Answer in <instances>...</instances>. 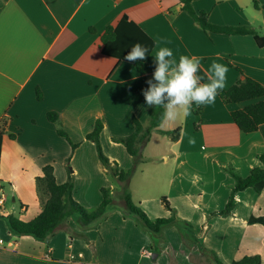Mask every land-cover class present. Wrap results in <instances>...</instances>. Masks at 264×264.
<instances>
[{
	"label": "crops",
	"instance_id": "obj_1",
	"mask_svg": "<svg viewBox=\"0 0 264 264\" xmlns=\"http://www.w3.org/2000/svg\"><path fill=\"white\" fill-rule=\"evenodd\" d=\"M194 7L206 12L212 24L253 29L264 38V0H198ZM124 17L155 43L147 74L101 51L106 28L116 27ZM160 47L172 49L177 60L180 55L199 58L202 76L213 61L226 65L227 84L214 104L202 106L199 116L191 109L186 117L163 122L162 130L181 128L180 139L174 142L154 132L128 187L134 203L136 193L140 194L136 202L151 219L171 217L162 203L166 198L178 218L210 224L212 209L206 197L217 179L205 176L207 164L221 167L222 158L228 157L249 175L261 166L258 156L264 154V125L245 134L232 118L234 111L253 101L225 104L221 99L244 76L264 85V46L256 37L205 33L182 11L179 0H0V182L8 187L2 196L6 199L9 193L21 207L31 205L32 212L24 214V207L19 217L34 219L42 211L36 178L45 166L54 168L58 184L66 183L73 173L74 199L90 209L101 204L102 188L119 196L105 221L82 230L69 219L46 241L16 237L0 218V264H216L205 249L215 252L223 264L255 255L264 264V225L250 222L264 217V191L244 202L250 212L238 222L241 230L215 228L195 235L191 230L166 228L151 235L133 217L124 216L122 184L110 181L95 145L86 140L100 119L105 155L122 170L133 167V158L113 138L132 134L134 117L148 124L151 108L142 90L135 92L132 86L147 87L154 68L152 55ZM38 89L42 100L37 98ZM50 112L60 114L63 129L79 144L77 149L58 135L57 125L48 120ZM136 178L143 191L132 187ZM115 204L119 209H112Z\"/></svg>",
	"mask_w": 264,
	"mask_h": 264
},
{
	"label": "trees",
	"instance_id": "obj_2",
	"mask_svg": "<svg viewBox=\"0 0 264 264\" xmlns=\"http://www.w3.org/2000/svg\"><path fill=\"white\" fill-rule=\"evenodd\" d=\"M179 1L182 11L196 21L205 33L242 36L254 35L259 46H264V38H259L253 29L212 24L209 21L206 12H198L195 9L194 2L198 0ZM90 31L92 33L96 32L93 28H91ZM136 42L147 45L150 50L149 55L155 46L154 41L148 38L136 24L128 21L127 17H124L116 27L108 26L106 28L102 36L100 47L104 55L125 61L124 56L130 51L131 46ZM147 60H138L132 62V64L136 66L141 74H147L149 72ZM239 72L244 76L242 71L239 70ZM144 86L145 83L135 84L132 86V89L135 92H139ZM37 98L38 100H42V93L39 89L37 90ZM221 99L225 104H240L253 101L246 107L232 113L234 123L243 133H255L262 125H264V85L260 82L244 76L238 79L228 91L223 93ZM202 111V106L197 107L195 104L192 105V112H194L195 115L199 116ZM162 113V108H151L148 113L147 125L134 117V132L128 136L113 138V141L123 145L128 154L133 158L134 165L129 170L120 169L117 163H112L105 155L101 141L104 123L100 119L96 121L92 132L86 136V140L95 145L99 160L108 171L109 176L122 184L121 198L125 206L124 216L138 218L142 222V224H140L142 229L151 235L160 234L165 227L176 223L178 217L174 214L170 218L151 219L134 203L128 184L136 173L138 167L144 162L143 151L150 142L154 132L167 136L174 142H177L180 139L182 132L181 128L171 131L161 129L164 122V120H162ZM47 116L51 123L57 125L58 135L65 138L74 150L77 149L79 144L73 143L69 135L63 129L60 121V114L58 112H50ZM9 137L12 140L16 139V135L14 134H10ZM2 141L3 132L0 131V158ZM258 159L261 166L252 169L247 177H242L234 172L233 169H230L235 183L231 188L230 197L225 208L220 212L221 215L230 216L234 212L236 209V197L239 194L244 193L248 189H253L257 194H261L264 191V154L259 155ZM223 166L225 168V164H223ZM75 189L76 182L73 173H69L66 183L58 184L54 174V168L52 166H45L43 168V175L36 178L37 196L42 206L41 213L31 221H24L14 214H4L0 208V218L6 222L12 235L16 237L30 236L38 241H46L69 219H74L82 230H87L106 218L107 211L114 202L113 190L110 188H102L101 204L96 209L88 211L74 199ZM3 190L4 186L2 182H0V199ZM162 203L168 210H173L166 198L162 199ZM250 222L264 225V217H253ZM205 231L207 230H204V232ZM76 236L88 240L84 234H78ZM202 249H204L203 246ZM205 252L212 256L216 264H223L215 252L208 249H205ZM231 264H262V258L260 255L245 256Z\"/></svg>",
	"mask_w": 264,
	"mask_h": 264
},
{
	"label": "clouds",
	"instance_id": "obj_3",
	"mask_svg": "<svg viewBox=\"0 0 264 264\" xmlns=\"http://www.w3.org/2000/svg\"><path fill=\"white\" fill-rule=\"evenodd\" d=\"M149 47L136 42L124 56L132 63L148 59ZM153 57V72L142 89L148 108H162V120L175 122L181 115L190 114L192 105H212L226 87L228 67L213 61L204 76L197 57L180 55L177 60L172 49L160 47ZM206 76V80H205Z\"/></svg>",
	"mask_w": 264,
	"mask_h": 264
},
{
	"label": "rangeland",
	"instance_id": "obj_4",
	"mask_svg": "<svg viewBox=\"0 0 264 264\" xmlns=\"http://www.w3.org/2000/svg\"><path fill=\"white\" fill-rule=\"evenodd\" d=\"M155 141H153V144L151 145L153 147ZM150 146V150L152 149V147ZM222 162L223 164H225V168L223 165H221V167H215L212 164H207V169H205L203 172L205 174V176L210 179L211 177L216 178L217 179V183L209 186V190H208V196L206 197V203L210 201L211 204V212L208 215V221L210 222V224H202L200 225V223L198 222H189V221H185L182 220L180 218H178V221L176 223H174L173 225H169L167 227H165L164 229L168 228V229H173V230H178L180 231H193L195 233V235L198 234V232H201L200 234H202V232H204V230H209V229H215V228H221V229H239L241 230V225L238 224V222L240 220H242V218H244L249 212L250 209L246 208L245 206V201L247 200H251L253 198L256 197V193L253 189H249L247 190L245 193L241 194L240 198L237 199L236 201V209L234 210V212L230 215V216H223L220 214V212L225 208L229 197H230V193H231V188L235 183V180L230 172V169H233L234 172H236L237 174H239L242 177H247L248 173L244 170V169H240L239 165L241 166V164L239 165H235L232 161H230V159L228 157L222 158ZM70 169V168H69ZM114 178L110 177V181H113ZM138 178H136V180L133 181L132 183V187L136 190V191H143L141 188H139L138 186ZM203 183V181H202ZM222 183H224V185H222ZM218 184V185H217ZM116 185V183H115ZM217 185V187H216ZM88 186L91 187V184ZM96 184L92 186V188L90 189V192L93 195V192L95 190ZM117 188H119V186L116 185ZM5 189H8L7 185H4ZM107 188V187H105ZM83 193L85 191V184L83 187ZM120 191V190H119ZM82 193V192H81ZM4 195V192H3ZM91 195V196H92ZM5 197V196H4ZM253 197V198H252ZM13 196L11 197V195L8 193V197L5 199L6 200V205L3 207V210H8V212L13 213L16 216H19V214L21 213V204L19 202H13L12 200ZM114 200L118 201L119 200V196L118 195H114L113 196ZM140 198V194L136 193L135 195V204L144 212V210L139 206L138 202H136V200H138ZM80 204V203H79ZM84 204V208L88 211H92L94 209H90V207H88L89 205H87V203H83ZM26 208V212L24 214H27L29 212V214L32 212V206L31 205H23ZM165 207V206H164ZM166 208V207H165ZM113 210L115 209H119V204H115L112 208ZM172 211L168 210L166 208V210H168V212L170 213V216L177 215V211L172 207ZM178 217V215H177ZM164 218V217H162ZM136 220V222L142 224V222L138 219V218H133ZM105 221V219L103 220ZM101 221V222H103ZM100 222V223H101ZM211 226V227H210ZM196 240V239H195ZM121 241H118V244ZM205 264V263H202Z\"/></svg>",
	"mask_w": 264,
	"mask_h": 264
},
{
	"label": "built area",
	"instance_id": "obj_5",
	"mask_svg": "<svg viewBox=\"0 0 264 264\" xmlns=\"http://www.w3.org/2000/svg\"><path fill=\"white\" fill-rule=\"evenodd\" d=\"M4 201H5V199H4V197L2 196L1 199H0V208H3V206H4Z\"/></svg>",
	"mask_w": 264,
	"mask_h": 264
},
{
	"label": "water",
	"instance_id": "obj_6",
	"mask_svg": "<svg viewBox=\"0 0 264 264\" xmlns=\"http://www.w3.org/2000/svg\"><path fill=\"white\" fill-rule=\"evenodd\" d=\"M157 257H158V255H156V254L153 256V258H157Z\"/></svg>",
	"mask_w": 264,
	"mask_h": 264
}]
</instances>
